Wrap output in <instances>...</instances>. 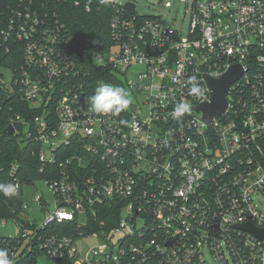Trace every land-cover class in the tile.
<instances>
[{
  "label": "built area",
  "instance_id": "obj_1",
  "mask_svg": "<svg viewBox=\"0 0 264 264\" xmlns=\"http://www.w3.org/2000/svg\"><path fill=\"white\" fill-rule=\"evenodd\" d=\"M67 1L93 8L0 0V118L27 102L31 118L8 113L7 126L37 147L39 172L48 164L57 171L22 183L17 160L0 165V183L22 191L11 218L19 233L0 235V248L13 264H264V237L239 227L264 229V0H190L186 26L138 15L132 0L111 2L112 44L94 60L109 67L104 79L71 55L73 38L50 8ZM233 65L242 73L225 92V110L204 117L196 108L211 101L209 79ZM192 75L205 96L189 95ZM101 84L124 89L130 106L92 112L88 98ZM180 102L191 111L174 119ZM34 181L53 195L51 210L42 196L32 199L44 213L39 224L19 216L32 201L23 186ZM65 221L79 230L50 228ZM87 238L98 242L78 248Z\"/></svg>",
  "mask_w": 264,
  "mask_h": 264
},
{
  "label": "trees",
  "instance_id": "obj_2",
  "mask_svg": "<svg viewBox=\"0 0 264 264\" xmlns=\"http://www.w3.org/2000/svg\"><path fill=\"white\" fill-rule=\"evenodd\" d=\"M85 2L91 4L93 8L85 10L83 6H74L71 1L60 2L56 6L51 3L50 8L53 9L51 11H55L73 38L70 50L74 60L81 64L85 70H89L94 78L104 79L105 74L110 72L109 67L95 65L94 60L96 56L104 58L112 44L109 36V20L114 10H112L111 2L107 0H86L83 1V4ZM8 63L12 64V61ZM8 113H22L25 119L28 120L34 114L27 102H16L15 107L11 110H3L0 118V165L17 160L19 163V177L22 183L43 178L46 172L51 173L53 171L55 175L57 171L51 164L45 167V173L38 171L39 160L31 152L32 150L37 152L36 146L28 144L27 139L20 137L22 135H9L6 133ZM21 199V190L13 197L0 194V218L16 217L21 210ZM114 224L115 220L107 222L105 229ZM94 226L96 225L94 224ZM50 228H53L52 230L55 233L67 235H74L79 230L75 221L55 223ZM93 228L95 229L97 226ZM90 230L88 229V231Z\"/></svg>",
  "mask_w": 264,
  "mask_h": 264
},
{
  "label": "rangeland",
  "instance_id": "obj_3",
  "mask_svg": "<svg viewBox=\"0 0 264 264\" xmlns=\"http://www.w3.org/2000/svg\"><path fill=\"white\" fill-rule=\"evenodd\" d=\"M110 2H118L121 0H107ZM136 4L135 12L141 16H155L160 18L161 22L164 25H187L189 19V10L186 7V3L190 0H132ZM101 60L97 59L96 64H100ZM133 70L138 71L139 68H133L127 73L129 81L136 79V75L132 73ZM116 76V75H115ZM121 80L124 78L120 75H117ZM23 195L25 199L32 200L35 195L42 196L45 200L51 202V210L53 208V195L49 190L47 185L43 181H34L30 185L23 186ZM261 209L264 211V199L261 201ZM29 208L24 212V215L21 214L22 220L26 219L28 221H33L35 224H39L44 218V213L37 208V202L31 201ZM19 233V226L14 219H7L4 222L0 221V235L1 236H15ZM98 242V239L87 238L83 240L80 245H77L78 248L86 249ZM36 264H50V261L46 257H41L38 259Z\"/></svg>",
  "mask_w": 264,
  "mask_h": 264
},
{
  "label": "clouds",
  "instance_id": "obj_4",
  "mask_svg": "<svg viewBox=\"0 0 264 264\" xmlns=\"http://www.w3.org/2000/svg\"><path fill=\"white\" fill-rule=\"evenodd\" d=\"M187 84L190 85L189 95L197 98L205 96V90L200 87L197 76H190ZM88 102L90 110L94 113L119 115L130 106L132 100L124 89L112 86L111 84H101L89 96ZM190 111V103L180 102L175 106L171 115L174 119H179ZM17 192V185L13 183H0V194L6 197H13L17 195ZM0 264H13L8 251L3 248H0Z\"/></svg>",
  "mask_w": 264,
  "mask_h": 264
},
{
  "label": "water",
  "instance_id": "obj_5",
  "mask_svg": "<svg viewBox=\"0 0 264 264\" xmlns=\"http://www.w3.org/2000/svg\"><path fill=\"white\" fill-rule=\"evenodd\" d=\"M126 7L132 11L134 4L127 3ZM242 73L238 65L231 66L221 77L217 79H209V87L211 89V101L209 103L201 104L196 110H201L205 113L204 117L211 118L213 116L223 113L226 107L225 92L230 84L237 79ZM207 115V116H206ZM14 128L10 125L6 128V133L11 135ZM239 227L253 232L256 236L263 238L264 229L257 228L250 223H245Z\"/></svg>",
  "mask_w": 264,
  "mask_h": 264
}]
</instances>
